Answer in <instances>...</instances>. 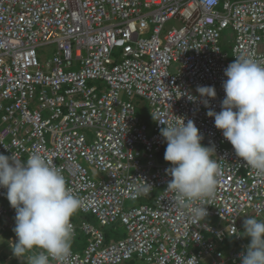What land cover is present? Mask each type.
Instances as JSON below:
<instances>
[{"label":"built area","instance_id":"2783aa9c","mask_svg":"<svg viewBox=\"0 0 264 264\" xmlns=\"http://www.w3.org/2000/svg\"><path fill=\"white\" fill-rule=\"evenodd\" d=\"M172 18L180 25L164 32ZM228 26L236 33L232 58L220 39ZM53 43V56L41 60L39 48ZM236 57L264 61V0H0V153L18 161L41 154L63 169L81 198L79 211L92 212L104 226L126 227L124 237L109 241L102 228L71 219L72 238L81 231L88 239L82 250L71 246L64 264L136 257L154 264H241L249 242L240 219L249 213L264 219V175L235 156L197 92L214 86L210 106L219 112L224 70ZM133 95L149 101L151 126L137 116ZM183 118L220 155L214 195L195 201L219 224L194 218L167 189L171 165L157 159L167 144L158 120L167 126ZM87 127L95 130L92 140ZM5 191L0 237L9 231L11 245L15 210ZM142 198L148 201L125 205ZM229 239L240 244L226 251Z\"/></svg>","mask_w":264,"mask_h":264},{"label":"clouds","instance_id":"9594fccd","mask_svg":"<svg viewBox=\"0 0 264 264\" xmlns=\"http://www.w3.org/2000/svg\"><path fill=\"white\" fill-rule=\"evenodd\" d=\"M224 75L219 112L210 106L217 95L214 86H197V92L235 156L264 175V61L236 57ZM158 121L165 125L160 129L167 143L164 160L171 165L165 170L171 176L167 189L179 207L194 218H206L207 207L195 201L215 193L220 168L212 158L215 147L201 143L203 136L191 119L167 126ZM0 189H6L4 195L15 210L13 256L26 264H64L71 251L70 221L81 198L69 189L63 169L37 152L26 161L0 153ZM243 236L250 239L241 264H264V219H244Z\"/></svg>","mask_w":264,"mask_h":264},{"label":"rangeland","instance_id":"374dc122","mask_svg":"<svg viewBox=\"0 0 264 264\" xmlns=\"http://www.w3.org/2000/svg\"><path fill=\"white\" fill-rule=\"evenodd\" d=\"M180 22L175 19H169L165 25H164V32H166L169 28H172V26H179ZM153 27V24L151 23V28ZM235 37H236V33L234 31V29L231 26H228L227 28H224L221 32V44L224 50H226L229 54V58H232V46L233 43L235 41ZM57 46L55 43L53 44H49V45H45V46H41L39 48V57L41 60H47L49 58H51L54 54V52L56 51ZM116 53L120 52V49L117 48L115 50ZM96 83V82H94ZM120 97L124 100L129 99L128 95L122 91ZM133 104L136 107V114L139 118H141L144 121H147L149 124L153 123V119L151 117V107L149 104V101L142 96L139 95H133L131 97ZM85 132L87 133V135L89 136V138L92 140L93 136L95 135V130L93 128L87 127L85 128ZM206 144V143H205ZM82 163L84 164L85 167H87L88 172L91 175H99L98 171H95L86 161L82 160ZM148 201L147 198H142V199H138V200H127L126 201V207L130 208L132 206H137L140 205L143 202ZM5 203L7 205H9V202L7 199H5ZM255 217L258 220L259 219H263L262 216H256L253 213H249V214H245L243 215V217L240 219V225H241V230L243 233V221L244 219H246L247 217ZM76 224L77 226H79L83 221H88L92 224H94L97 227L102 228L104 231H106L109 234L110 237V241H115L117 238H119L121 235L126 233V227L125 225H123L120 221L116 222V224L113 225H102L98 219V217L93 214L92 212H81V211H77L76 213H74V215L71 218ZM206 222L211 223V224H219V218L215 217V216H209L205 219ZM9 231H4L3 235L0 237V258L1 256H5L2 264H14L15 262H17V264H26V261L22 262L23 260L17 257H14L12 254V250L10 245L8 244L7 239V235L9 234ZM243 235V234H242ZM246 242H249L248 237L243 236ZM85 241L87 240V236L86 238H84ZM79 241H83V238H79ZM239 242L234 240V239H229L226 240L225 242V250L228 251L229 249H231L233 246L237 245L239 246ZM84 245V244H83ZM36 251H40V250H36ZM15 260V262H14ZM17 260V261H16ZM14 262V263H13ZM122 264H154L152 262H148L145 261L143 259H139V258H134L132 260L125 261Z\"/></svg>","mask_w":264,"mask_h":264},{"label":"trees","instance_id":"16d2710c","mask_svg":"<svg viewBox=\"0 0 264 264\" xmlns=\"http://www.w3.org/2000/svg\"><path fill=\"white\" fill-rule=\"evenodd\" d=\"M203 145H205V146H208L207 144H205V143H203V142H201ZM166 146H167V144L163 147V149L158 153V157H157V159L158 160H160V161H163V162H167V161H165L164 160V152H165V149H166ZM212 158L215 160V155L214 154H212ZM113 224H116V222H113V223H111V224H108V225H113ZM106 232V231H105ZM83 232H81V231H79L78 232V234L76 235V237H75V241L74 242H71V246H73L74 247V249L75 250H82V248H83V244L86 242L85 241V239L84 238H86V235H84V233L82 234ZM106 234H107V240H109L110 241V237H109V234L106 232ZM126 234H123V235H121L120 237H124ZM83 238V241H79V238ZM119 237V238H120ZM118 239V238H117ZM79 241V242H78ZM4 258H5V256H1V258H0V264H2V262H3V260H4ZM17 261V260H16ZM130 261V260H129ZM128 261V262H129ZM14 262H15V260H14ZM13 262V263H14ZM22 262H24V261H22ZM14 264H17V262H15ZM20 264V263H19Z\"/></svg>","mask_w":264,"mask_h":264},{"label":"bare ground","instance_id":"6f19581e","mask_svg":"<svg viewBox=\"0 0 264 264\" xmlns=\"http://www.w3.org/2000/svg\"><path fill=\"white\" fill-rule=\"evenodd\" d=\"M116 53V52H115ZM117 55H120V52L119 53H116ZM147 99V98H146ZM151 107V105H150ZM152 117V116H151ZM141 119V118H140ZM142 120V119H141ZM152 124H149L148 126H151ZM203 143H206V142H203ZM207 144V143H206ZM208 145V144H207ZM215 155V160L218 161V159L220 158V155L216 152V153H213Z\"/></svg>","mask_w":264,"mask_h":264},{"label":"crops","instance_id":"0c3cea01","mask_svg":"<svg viewBox=\"0 0 264 264\" xmlns=\"http://www.w3.org/2000/svg\"><path fill=\"white\" fill-rule=\"evenodd\" d=\"M83 234V233H82ZM85 235V234H84ZM76 237V236H75ZM75 237H73V238H71V242H74L75 241ZM88 239V238H87ZM79 242V241H78ZM86 242H87V240H86ZM86 242L84 243V246H85V244H86Z\"/></svg>","mask_w":264,"mask_h":264}]
</instances>
